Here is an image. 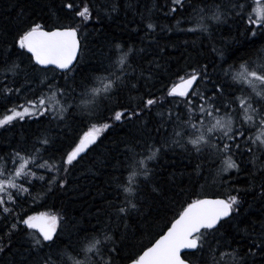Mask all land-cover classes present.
Instances as JSON below:
<instances>
[{
	"label": "trees",
	"instance_id": "1",
	"mask_svg": "<svg viewBox=\"0 0 264 264\" xmlns=\"http://www.w3.org/2000/svg\"><path fill=\"white\" fill-rule=\"evenodd\" d=\"M68 2L0 0V69L12 63L20 65L16 75L0 72V81H5L7 77L5 82L9 87L22 90L19 98L15 92L7 96L0 94V116L24 98L30 99L48 92L49 82L69 93L75 89L76 103H80V93L85 85L103 89V83L93 82V76L100 74V70L107 66L109 52L115 43H120L125 49L133 48L128 73L137 88H121L110 100L103 99L101 93L102 102L99 103L95 118L81 115L72 107L63 119L34 115L0 126V157L4 158L0 162L10 167L14 150H31L33 145L42 148L40 155L50 165L56 164L93 124L111 125L80 156L82 159L77 158L78 163L74 161V166H69L70 171L65 173L61 169L60 176H66L64 188L56 187L45 195V182L33 178L31 195L23 194L19 198V206L15 208L13 216L17 213L58 215V248L54 256L58 264H75L83 260L84 255L77 241L85 232L105 228L113 235L114 245L107 243L101 249L103 260L108 259L107 248L115 246L119 252L112 254L113 264H128V257L150 246V242L154 243L187 203L201 198L226 199L229 194H238L240 203L234 209L232 218L225 220L214 235L208 236L205 254L199 260L195 257L191 259L193 264H211L213 258L219 264H231L230 253L236 250L243 264H264V172L260 171L264 166V153L249 154L242 147L233 156L241 169L239 174L234 171L217 178L216 169L222 166L223 156L210 158L207 150L198 154L191 145H187V148L171 145L155 160L148 161L151 169L148 180L139 175L133 178L131 187L137 191L129 199L138 208L123 219H118L114 212L115 207L123 206L127 195L117 185L129 184L128 175L132 168L128 147L135 146L136 151L140 152V144L146 141L159 142L172 132L175 101L182 98L167 97L171 85L178 83L180 76L190 74L193 68H206L207 79L200 81L199 90L206 96H212L214 85L222 80L221 65L227 62L238 68L244 60H254L256 52L264 48V35L246 34V21L229 14V0H217L221 5V15L227 19L222 23L206 21L210 25L208 33L188 30L195 26L194 9L205 7L203 0H182L183 7L176 5V12H171L172 0H72L80 7L88 3L99 8L92 7L91 18L78 25L81 51L72 71L67 74L68 79L60 74L53 79L51 72H33L27 57L18 55L20 50L14 45V40L33 21L51 27L58 18L67 14L64 4ZM206 2L211 4L212 0ZM247 2V11L251 12L254 0ZM113 5L116 6L114 12L111 11ZM97 10L99 15L95 14ZM149 23L154 25L153 29L147 27ZM41 81L45 83L41 84ZM241 87L251 92L248 86L236 85V89ZM236 95H240V92L232 91L231 95L221 98L218 103L234 99ZM252 95L255 96L254 93ZM153 97L160 103L146 108L139 118L125 116L121 121L112 119L115 110L129 106L134 108ZM161 97L165 99L161 100ZM89 98L84 97L86 100ZM59 100L57 95L51 101L54 110L60 106L57 103ZM236 106L239 107L238 101ZM170 107L173 109L171 121ZM234 120L235 126L239 127L243 116L237 113ZM256 122L258 124V120ZM256 129L251 127L245 132V137L249 134L254 136ZM45 137L49 144L40 145L38 141ZM240 143L243 144V141ZM253 155L257 157L256 160ZM136 159H140V156ZM37 174L44 175L47 180L55 172L38 169ZM234 189H239V192ZM6 231L5 223L0 218V236H3L0 247L4 248L0 251V264H37L39 257L49 251L48 248L43 252L33 249L30 235L33 232L28 229L14 232L11 242L4 235ZM221 252L226 253L223 260L220 259ZM89 256L93 260L101 259L94 253H89Z\"/></svg>",
	"mask_w": 264,
	"mask_h": 264
},
{
	"label": "snow or ice",
	"instance_id": "2",
	"mask_svg": "<svg viewBox=\"0 0 264 264\" xmlns=\"http://www.w3.org/2000/svg\"><path fill=\"white\" fill-rule=\"evenodd\" d=\"M203 2H205L204 8L194 9L193 23L195 26L189 28V31L199 30L208 33L210 25L206 21L226 22L227 17L221 15V5L217 3V0H212L211 4H208L206 0ZM172 3L171 12L177 11L176 5L183 7L182 0H172ZM92 7L99 8L98 5L88 3L80 7L79 4L69 0L64 4L67 14L58 18L51 27L46 23L33 21L19 32L18 38L14 40V45L20 50L18 55L27 57L33 72H51L53 79L57 74H60L67 80V74L72 71L74 61H77L78 53L81 51L78 25L91 18ZM248 7L247 0H243V2L242 0H229L228 12L240 20L246 21V34L250 32L252 36L264 35V3L257 0V5L251 12L247 11ZM111 11H116L115 5L112 6ZM95 14L99 15V11L97 10ZM177 23L179 24V21ZM147 27L153 29L154 25L149 23ZM131 53H133L132 47L125 49L120 43H115L109 52L107 66L100 70V74L93 76V82L103 83V89L85 85L83 92L80 93V103L75 102V89L69 93L60 86L49 82L48 92H42L40 96L30 99L24 98L21 103L6 109L0 116V126L11 124L15 120H24L26 116L31 118L34 115H50L53 119H63L72 107H75L81 115L95 118L99 103L102 102L100 100L101 93H103V99L110 100L113 95L119 93L121 88L132 90L137 88V84L131 82L132 76L128 73V68L131 67ZM220 55L223 59L222 52ZM19 68V64L12 63L7 68L0 69V72H11L16 75ZM220 72L222 80L214 85L215 90L212 96H206L199 90L200 81L207 79L206 68L203 70L193 68L190 74L180 76V82L172 84L168 89L167 97L182 98L175 101V122L172 132L159 142L146 141L140 144V152L136 151L135 146L128 147L132 171L128 175V185L122 183L117 185L123 193L127 194L123 206L114 208L118 219H123L130 211L138 208V205L129 199L137 191L131 187L133 178L139 175L148 180L151 172L148 161L155 160L171 145L185 148L187 145H191L198 154L207 150L210 158L223 156L222 166L216 169L217 178L231 169H235L239 174L241 169L233 156L240 152L242 147L249 154L264 153V48L256 52L254 60H244L238 68L225 62L221 65ZM6 80L7 77H5ZM5 81H0V84L3 85L0 87V94L7 96L15 92L19 98L22 90L9 87ZM44 83L45 81H41V84ZM237 84L247 85L251 92L243 87L236 89ZM232 91H239L240 95L218 103L221 98L231 95ZM57 95L60 98L57 101L60 106L54 110L51 101ZM84 97L90 98L86 100ZM160 99L165 98L161 97ZM236 101L239 102V107L236 106ZM159 103L160 101L155 97L147 99L140 105H135L134 108L129 106L122 110H115L112 119L121 121L125 116L139 118L146 108ZM253 104H256V107H253ZM237 113L243 116V122L239 124V127L235 126L236 121L234 120ZM160 115L163 118V114ZM172 116L173 109L170 107L169 121L172 120ZM110 126L109 123L99 126L93 124L79 139V142L53 165L43 159L40 155L42 148L35 145L31 150H14L10 157V167L0 162V218L3 219L7 228L4 235H7L11 242V236L16 231L37 230L30 234L33 249L38 252H43L45 248L49 249L46 254L39 257L37 264H58L54 256L58 248L57 225L59 217L57 214L46 215L44 213L37 215L17 213L13 216L15 208L19 206V198L23 194L31 195L34 187L33 178L45 182L47 186L44 189L45 195L51 193L56 187L64 188L66 176H60L61 169L65 173L70 171L69 166H74V161L79 162L77 158L85 152L89 145L96 142L99 132ZM251 127H257L262 131L259 135L249 134L245 137V132H248ZM185 141L186 143H184ZM240 141H243V144ZM38 143L48 145L49 140L45 137ZM137 156H140V159L137 160ZM80 158L82 159V157ZM253 159L256 160L257 157L253 155ZM3 160L4 158L0 157V161ZM38 169L54 171L55 175H51L49 179L45 180L44 175L37 174ZM260 171L264 172V166ZM262 190H264V186H262ZM234 191L238 193L239 189H234ZM239 203L238 194H229L226 199H195L191 203H187L172 219L171 226L167 227V231L155 239L154 243L150 242V246H145L137 254L129 256L128 264H193L191 258L195 257L199 260L205 254L208 236L214 235L219 230L225 218L229 220L232 218L233 211ZM2 241L3 236H0V242ZM107 243L114 245V238L106 228L85 232L84 236L77 241V246L83 253L84 259L76 261L75 264H113L112 254H118L119 249L115 246L107 248L108 259L103 260L101 249L106 247ZM181 249L192 251L183 254L184 258H182ZM3 250L4 248L0 247V251ZM89 253L100 256V261L93 260ZM198 253L200 256H197ZM62 254L63 251H61ZM225 255L226 253L221 252L220 259L223 260ZM230 255L232 256L231 264H243V260L238 257L236 250H233ZM211 264H219V261L213 258Z\"/></svg>",
	"mask_w": 264,
	"mask_h": 264
},
{
	"label": "rangeland",
	"instance_id": "3",
	"mask_svg": "<svg viewBox=\"0 0 264 264\" xmlns=\"http://www.w3.org/2000/svg\"><path fill=\"white\" fill-rule=\"evenodd\" d=\"M261 3H264L263 1H261ZM256 5H257V0H254V2L252 3V6H251V11H252V9L254 8V7H256ZM245 87H247V85H244ZM104 129H102L100 132H99V134L97 135V138L99 137V135L101 134V132L103 131ZM262 130L261 129H256V131L255 132H253V135L254 136H256V135H259L260 134V132H261ZM259 141H257V143H258ZM234 171H236L235 169H231V170H229V172H227V173H224L225 175H228L229 173L231 174L232 172H234ZM231 192H233V190L231 191Z\"/></svg>",
	"mask_w": 264,
	"mask_h": 264
},
{
	"label": "water",
	"instance_id": "4",
	"mask_svg": "<svg viewBox=\"0 0 264 264\" xmlns=\"http://www.w3.org/2000/svg\"><path fill=\"white\" fill-rule=\"evenodd\" d=\"M261 1H264V0H261ZM78 56H79V53H78ZM77 59H78V57H77ZM75 63H76V61H74L73 66L75 65ZM92 145H93V144H92ZM92 145H89V147L85 150V152H84V153H81L80 156L83 155V154H85L86 151H87ZM204 199H217V198H204ZM225 220H227V218H225ZM28 230H31V231H33V232H36V231H37V230H34V229H28ZM166 231H167V230H166ZM166 231H165V232H166ZM162 235H163V234H162ZM190 251H192V250L181 249V254L183 255V254H185V253H187V252H190Z\"/></svg>",
	"mask_w": 264,
	"mask_h": 264
},
{
	"label": "bare ground",
	"instance_id": "5",
	"mask_svg": "<svg viewBox=\"0 0 264 264\" xmlns=\"http://www.w3.org/2000/svg\"><path fill=\"white\" fill-rule=\"evenodd\" d=\"M171 226V225H170Z\"/></svg>",
	"mask_w": 264,
	"mask_h": 264
}]
</instances>
